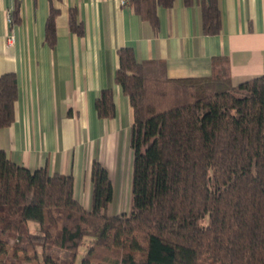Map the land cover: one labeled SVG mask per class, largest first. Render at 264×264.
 <instances>
[{"label":"trees","instance_id":"trees-1","mask_svg":"<svg viewBox=\"0 0 264 264\" xmlns=\"http://www.w3.org/2000/svg\"><path fill=\"white\" fill-rule=\"evenodd\" d=\"M127 1L155 30L158 8L175 2ZM183 3L199 7L203 34L221 32L218 0ZM19 11L18 3L13 23ZM57 13L52 8L45 26L51 46ZM70 27L84 33L75 9ZM118 56L115 82L132 108L130 211L111 212L113 183L97 160L86 208L73 175L30 170L0 149V253L76 264L86 247L77 264H264V74L234 84L229 57L215 56L209 76L172 78L163 59L139 61L130 46ZM17 98L16 73L0 75V128L14 121ZM95 106L99 117L115 116L111 86Z\"/></svg>","mask_w":264,"mask_h":264},{"label":"crops","instance_id":"crops-1","mask_svg":"<svg viewBox=\"0 0 264 264\" xmlns=\"http://www.w3.org/2000/svg\"><path fill=\"white\" fill-rule=\"evenodd\" d=\"M124 0H0V75L16 73L15 119L0 128V149L30 170L73 175L76 198L92 203L91 168L99 161L114 187L111 212H129L134 152L132 108L115 82L118 49L133 47L139 61L163 59L172 78L209 76L212 59L228 56L232 82L264 74V0H218L222 29L201 31L200 9L175 0L158 8L159 27L136 14ZM19 3L20 22L11 12ZM52 8L56 42L45 40ZM77 11L82 35L72 31ZM113 89L116 114L98 116L101 91Z\"/></svg>","mask_w":264,"mask_h":264},{"label":"rangeland","instance_id":"rangeland-1","mask_svg":"<svg viewBox=\"0 0 264 264\" xmlns=\"http://www.w3.org/2000/svg\"><path fill=\"white\" fill-rule=\"evenodd\" d=\"M33 226L37 225V224H33L31 223ZM13 240L10 239L9 244H12ZM86 247H82L81 248V253L78 255V259L76 264L80 261L82 254L85 252ZM50 253H54L56 257H59V259L65 260L68 258V253L65 250L59 249V248H53L52 250L49 251ZM22 252H20L19 254H21ZM0 262H4V263H10V264H15V263H19V264H42L43 261H34V260H27L24 259L23 257H20V259L17 256H14L13 254V249L12 248H8V250L3 254L0 253ZM58 264H65L68 261H57Z\"/></svg>","mask_w":264,"mask_h":264},{"label":"built area","instance_id":"built-area-1","mask_svg":"<svg viewBox=\"0 0 264 264\" xmlns=\"http://www.w3.org/2000/svg\"><path fill=\"white\" fill-rule=\"evenodd\" d=\"M123 2L127 4L128 1L127 0H124Z\"/></svg>","mask_w":264,"mask_h":264}]
</instances>
